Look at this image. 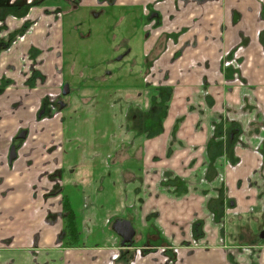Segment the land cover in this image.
I'll use <instances>...</instances> for the list:
<instances>
[{"label":"crops","instance_id":"obj_1","mask_svg":"<svg viewBox=\"0 0 264 264\" xmlns=\"http://www.w3.org/2000/svg\"><path fill=\"white\" fill-rule=\"evenodd\" d=\"M154 2H112L107 9L120 14L119 23L133 14L123 33L127 42L119 38L112 48L128 46L132 61L104 84H82L80 100L72 93L57 117L33 121L46 88L0 89V264H106L118 252L113 264H264V243L258 242L264 228V0ZM66 4L89 15L96 8L94 0L35 6L31 12L40 22L22 43L1 52L0 70L19 68L23 54H38L40 73L57 91L64 24L43 11ZM151 4L159 20L149 28L141 19ZM138 31L142 44L133 47ZM148 65L152 84L144 86ZM158 86L161 103L152 106L160 104V119L127 130L130 105L145 110ZM28 91L32 98L21 101ZM110 96L121 102V113H112ZM149 117L159 118L155 111ZM67 124L77 131L99 124L98 148H86L83 134L65 136ZM19 126L28 129L25 137L16 136ZM127 131L128 138L122 136ZM33 184L39 187L32 202L15 188L1 195L7 186L31 191ZM52 186L57 192H49ZM62 198L76 206V245L63 233ZM31 206L33 215L27 213ZM45 215L55 218L48 224ZM114 216L132 221V244H121L111 229ZM195 222L202 224V235L190 248L183 240ZM157 244L176 246L178 253L170 252L163 263L149 251Z\"/></svg>","mask_w":264,"mask_h":264},{"label":"flooded vegetation","instance_id":"obj_2","mask_svg":"<svg viewBox=\"0 0 264 264\" xmlns=\"http://www.w3.org/2000/svg\"><path fill=\"white\" fill-rule=\"evenodd\" d=\"M45 0H0V55L1 52H10L12 48H14L16 45H18L19 43H22L25 39L26 36L31 33L32 31L35 30V27L38 25V23L40 22V18L41 16L39 15H33L32 14V10L35 6L40 5L44 2ZM114 0H94L95 2V7L94 9L90 10V15L92 14L94 16V18H98V16L104 12V9H107L113 2ZM161 1L163 0H155V4H159ZM75 3L79 2V0H74ZM146 7V6H145ZM154 4H151L149 6L146 7V12L143 13L142 15L143 18L141 19V22L145 23L146 26H148L149 28H151L154 24H156V20L158 21V12L156 10H154ZM50 14L54 17V19L56 20H60L62 19L63 13L62 11L55 5L53 9H47L43 11V14ZM135 17H137V14H134ZM125 18H127L125 16ZM119 19V18H118ZM146 21V22H145ZM154 21V23L152 22ZM119 23V20L116 24ZM75 26V25H74ZM125 35L121 34L118 39L120 38V40H125L127 42V38ZM113 40L114 38H116L115 35H113ZM121 42V41H120ZM125 42V43H126ZM120 52H118L117 54H115V56L113 57V59H115L116 61H119L122 57L126 56L129 53V49L128 46H126V48H122L121 50H119ZM117 55V56H116ZM118 57H120L118 59ZM20 67L16 69L15 68H5V69H1L0 70V89H6V88H27L28 90H32V89H36V88H46V92L44 94V98L42 99V105H40L39 108H37L36 112L34 113L35 118L33 119L34 123H38L40 120H49L51 117H57L60 112L64 111L69 105V99L68 97L71 96V94L73 92L70 91V85L68 81H66L65 83L63 82V80H61V83H59V89H61L60 91H56L53 88H50L49 86H55V83H49L46 82L47 77L43 76L40 72V66H41V61L39 59V55L38 54H23L20 56ZM222 59V58H221ZM144 62H142L143 64ZM126 67V65L124 66ZM123 67H121L120 69H122ZM119 69V70H120ZM141 69L145 70V64H143L141 66ZM118 71H113L114 73H118ZM10 71H14L15 74H17L18 78L16 77H11L12 75H10ZM109 72V71H107ZM151 68L148 65L146 67V71L144 73V75L142 76V83L143 85H147V84H152L150 83L151 81ZM242 82H247V80L243 79ZM64 83V84H63ZM67 84L69 87V92L66 95H63V88L64 85ZM22 86V87H21ZM159 86L157 87V93L155 94V96L157 97L159 95ZM152 95L149 98V104L148 107L143 110L138 108L135 105H130L133 108L129 109L132 110V114L131 116L127 119H129V122H141L143 121L141 119V117H139V115L144 114L145 116L147 115V111L151 108L152 106ZM14 110V108L12 107V111ZM136 110L138 112H140V114H138L137 117V113ZM2 111V110H1ZM11 113V111H10ZM3 115V114H2ZM147 118V117H144ZM130 130V129H129ZM28 129H24L21 126L17 127V131H16V136H23L25 137L27 135ZM134 134H136L133 131ZM237 137L235 136V133L233 131V136H232V140H236ZM123 144L122 146L125 145L124 148L129 149V145L125 143H121ZM120 144V145H121ZM15 147V155H16V145H14ZM263 151L262 156L264 157V145L262 147ZM10 153V152H9ZM15 159V158H14ZM13 159V160H14ZM129 159H123V162L120 163V165L123 168V174L126 173V169L124 167V164L126 163L125 161ZM13 160H9V156L7 158V162L6 165L10 168L13 167ZM127 177L124 176V180L125 182L127 181ZM1 182V180H0ZM59 187V186H58ZM54 187L52 186V188L49 190V192H54L53 191ZM57 192V191H55ZM4 194V192L1 190V195ZM63 200L64 198H62L60 200V211H59V216L61 218V220L63 219L65 212L63 211ZM48 218V219H47ZM51 218H55V215H45L44 216V220L46 223L50 224L51 222ZM117 220H127L130 221L132 224V227L134 229L133 223L131 220L129 219H125V218H121L120 216H114L111 220H109L108 223H110V227L111 229H113V224L115 221ZM63 223V220H62ZM194 224H199V229H200V236L202 235V224L200 222H195ZM194 224L192 225V228L194 227ZM194 230V229H193ZM135 231V229H134ZM262 232L259 234V240L258 242H260V244H263L264 241V228L261 230ZM63 233L66 235L65 230H64V226H63ZM136 233V231H135ZM134 233V235H135ZM133 235V237H134ZM195 234L194 231H192V234L189 236V238L186 240L184 239L183 242H185L188 247L190 248H194L197 247L199 244V237ZM133 237H132V241L131 243L127 242L125 243L126 245H130L133 243ZM149 251L152 252V255L154 258L156 259H160L161 257L164 258L163 263H165L166 259H169L168 254L171 252L173 254H177L178 253V249L176 248V246H169L167 244H157L155 246H151L149 247ZM120 252H118V254H115L114 259L118 258V256ZM113 258L107 262L106 264H113ZM129 264H132L131 262Z\"/></svg>","mask_w":264,"mask_h":264},{"label":"rangeland","instance_id":"obj_3","mask_svg":"<svg viewBox=\"0 0 264 264\" xmlns=\"http://www.w3.org/2000/svg\"><path fill=\"white\" fill-rule=\"evenodd\" d=\"M67 0H56L57 3L59 2H66ZM57 6V5H56ZM63 13L62 16V22L64 24V57L63 64H62V80L65 83L66 81L69 82L68 85H70V91L73 92L72 95L74 96V99L80 100L78 98V91L82 84H100V83H106L107 78L113 75V71H118L121 67H124L127 63H130L132 61L131 54L126 55L122 57L119 61H116L113 59L115 54L120 52L114 49V44L117 42L118 37L125 33L126 22L129 21L134 23L133 14H128L126 22H122L119 24H116L118 22V17L120 14L116 12H112V9H106L105 12L101 13L98 18H94V16L88 13L85 14L84 12H78L76 11L77 8L72 7L70 8V5L66 4V6H57ZM138 15V14H137ZM75 25V26H74ZM72 26L76 27L73 28ZM85 26H91V28H87ZM92 28H98L99 33L92 31ZM131 26H129L128 29H130ZM105 31V34L102 36L101 31ZM77 31V35L76 32ZM71 35V36H70ZM113 35L116 36L113 40ZM112 43V44H111ZM133 47L140 46L142 44V36L141 33L138 31L137 36L133 38L132 40ZM70 52H75L74 55H70ZM141 52H138L136 49H134L135 57H138ZM117 56V55H116ZM86 68V70H84ZM125 70V69H124ZM107 71H109V74H106ZM135 71V68L133 69ZM117 80V77L114 76ZM105 79V80H104ZM61 79H59L58 82H60ZM63 83V84H64ZM59 89V84H57ZM59 89L58 91H60ZM31 91H28L26 94V97H20V100L23 102H26L30 100L32 97L30 96ZM116 93V92H113ZM70 98V97H68ZM109 104L111 107V111L113 114L115 113H121V102L118 99H113L111 96L109 97ZM103 102V100H102ZM120 117V116H119ZM101 119V118H100ZM93 120L96 122L95 117ZM41 123V122H40ZM30 124L29 121L27 122V125ZM44 122L41 124L43 125ZM99 127V124H96ZM96 125H93L91 128L80 129V126L77 127L79 131H77L72 124H67V132L65 136H74V135H80L83 134L85 136L86 141V148L89 149H97V145H99L98 139L100 135H98L95 132ZM40 126V124H39ZM30 127V126H29ZM101 128V127H99ZM88 129V131H86ZM39 130V129H38ZM127 130L128 127H127ZM128 131L126 134L122 136H126L128 138ZM125 143V142H124ZM63 144V141L60 143ZM127 144V143H126ZM57 145V144H55ZM123 148L125 147L122 146ZM5 149V148H4ZM112 158L110 155L107 157V161L111 162ZM28 174H25V177H27ZM38 184L30 185L31 191L24 189L22 186L15 187L12 186L9 188V186L2 189V191L7 194L8 190H12L13 188L16 189L15 194H19L21 191L23 195L30 197V202L32 200H35L37 191H38ZM21 190V191H20ZM64 193V192H63ZM77 199H73L72 202H76ZM70 206L74 209L76 207L74 204H70ZM109 208L108 206H104L103 209ZM27 213L34 214V206H31L29 211ZM76 213V211H75ZM246 220V219H245ZM76 225L77 228H79L78 222H77V214H76ZM232 235V231H230ZM72 239L71 236L67 235L66 242L70 243L69 240ZM79 239H80V233H79Z\"/></svg>","mask_w":264,"mask_h":264},{"label":"trees","instance_id":"obj_4","mask_svg":"<svg viewBox=\"0 0 264 264\" xmlns=\"http://www.w3.org/2000/svg\"><path fill=\"white\" fill-rule=\"evenodd\" d=\"M152 100H153V102L161 103L160 96H157V97L153 96ZM159 106H160V104L157 105V106H155V105L151 106L152 108H150L147 111L148 112L147 113L148 116H145L144 114H142V115H139V117H141V119L143 121L148 120L149 123L158 121L160 119V116H159L160 114L158 113ZM164 109H165V107H164ZM152 111H155L158 114L159 118L153 119V118L149 117V115H150V113ZM131 114L132 113L128 114V118L131 116ZM144 117H147V118H144ZM138 123L139 122L129 123L127 125V127H128V129H134L135 127L137 128L138 127ZM152 125H150V126H152ZM63 202H64L63 203V211L65 212V215H64L62 220H63L64 230H65V233H66L65 237L67 238V235L71 236L72 239L69 240L70 243H68V244L76 245V244L79 243V228H77L76 221H75L76 213H75L74 209L70 206L69 202L66 199H64ZM193 229H194L195 234L197 236H199L201 234L200 229H199V224H194ZM262 241H264V240H262Z\"/></svg>","mask_w":264,"mask_h":264},{"label":"water","instance_id":"obj_5","mask_svg":"<svg viewBox=\"0 0 264 264\" xmlns=\"http://www.w3.org/2000/svg\"><path fill=\"white\" fill-rule=\"evenodd\" d=\"M120 57H118L119 59ZM69 87L67 84L64 85L63 88V95L68 94ZM23 137V136H20ZM15 158V147L12 146L9 153V160H13ZM113 230L115 233L121 237V244H125L127 242L131 243L132 237L135 233L132 224L130 221L127 220H117L113 224Z\"/></svg>","mask_w":264,"mask_h":264}]
</instances>
